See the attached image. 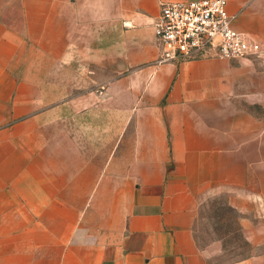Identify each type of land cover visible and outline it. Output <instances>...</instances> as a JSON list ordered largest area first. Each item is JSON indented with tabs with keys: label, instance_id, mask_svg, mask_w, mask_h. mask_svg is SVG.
<instances>
[{
	"label": "crops",
	"instance_id": "obj_1",
	"mask_svg": "<svg viewBox=\"0 0 264 264\" xmlns=\"http://www.w3.org/2000/svg\"><path fill=\"white\" fill-rule=\"evenodd\" d=\"M167 1L0 0V264H215L219 193L264 264V0H227L257 55L158 63Z\"/></svg>",
	"mask_w": 264,
	"mask_h": 264
},
{
	"label": "built area",
	"instance_id": "obj_2",
	"mask_svg": "<svg viewBox=\"0 0 264 264\" xmlns=\"http://www.w3.org/2000/svg\"><path fill=\"white\" fill-rule=\"evenodd\" d=\"M153 29L158 63L243 59L261 49L255 39L233 27L227 0L160 2Z\"/></svg>",
	"mask_w": 264,
	"mask_h": 264
},
{
	"label": "rangeland",
	"instance_id": "obj_3",
	"mask_svg": "<svg viewBox=\"0 0 264 264\" xmlns=\"http://www.w3.org/2000/svg\"><path fill=\"white\" fill-rule=\"evenodd\" d=\"M257 113L264 118V109L257 107ZM237 218L236 211L227 204L225 193L209 197L199 204L195 225L197 242L200 247L219 250L210 256L211 262L232 264L251 252Z\"/></svg>",
	"mask_w": 264,
	"mask_h": 264
},
{
	"label": "trees",
	"instance_id": "obj_4",
	"mask_svg": "<svg viewBox=\"0 0 264 264\" xmlns=\"http://www.w3.org/2000/svg\"><path fill=\"white\" fill-rule=\"evenodd\" d=\"M245 244L246 245H249V243L245 240ZM244 257H246V256H244ZM243 258V257H242ZM241 259V258H240ZM238 260V259H237ZM236 261V260H235Z\"/></svg>",
	"mask_w": 264,
	"mask_h": 264
}]
</instances>
